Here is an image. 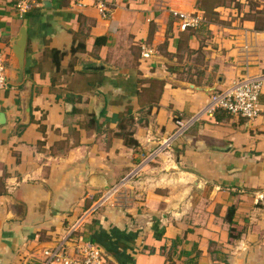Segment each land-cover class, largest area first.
Masks as SVG:
<instances>
[{
    "label": "crops",
    "instance_id": "1",
    "mask_svg": "<svg viewBox=\"0 0 264 264\" xmlns=\"http://www.w3.org/2000/svg\"><path fill=\"white\" fill-rule=\"evenodd\" d=\"M106 1L108 17L0 0V264L61 240L99 247L102 264H264V84L254 120L202 113L152 156L176 118L264 74V0Z\"/></svg>",
    "mask_w": 264,
    "mask_h": 264
},
{
    "label": "built area",
    "instance_id": "2",
    "mask_svg": "<svg viewBox=\"0 0 264 264\" xmlns=\"http://www.w3.org/2000/svg\"><path fill=\"white\" fill-rule=\"evenodd\" d=\"M17 12L24 14L34 6L39 5L42 0H16ZM85 1L91 4L99 11L102 17L110 15V3L106 0H69L73 6H81ZM188 17H191L188 20ZM179 19L183 28L189 26L196 27L199 25L202 17L199 15L181 14ZM152 50L144 48L141 52L143 58H149ZM6 56L0 51V89L6 85ZM264 84V74L252 75L237 79L222 89L214 91L207 104L196 114L187 119L176 118L174 120L175 129L166 137L152 156L159 152L168 150L172 143L180 138L187 128L205 112H214L222 110L230 115L242 117L246 120H254L260 113L259 96ZM261 198H264L262 196ZM42 251V250H41ZM42 258L35 256L26 264H102V254L99 247L91 243H83L76 247L74 253L68 252L65 241H59L55 246L49 249H43ZM75 255V256H72ZM80 257V258H78Z\"/></svg>",
    "mask_w": 264,
    "mask_h": 264
},
{
    "label": "water",
    "instance_id": "3",
    "mask_svg": "<svg viewBox=\"0 0 264 264\" xmlns=\"http://www.w3.org/2000/svg\"><path fill=\"white\" fill-rule=\"evenodd\" d=\"M25 41H26V31H25V26H24L23 28H21L18 36L15 38V43L13 45V54L16 59V66L20 74L22 72L21 69L23 65V54H24ZM92 68H100V65H97L95 67H90V69Z\"/></svg>",
    "mask_w": 264,
    "mask_h": 264
},
{
    "label": "trees",
    "instance_id": "4",
    "mask_svg": "<svg viewBox=\"0 0 264 264\" xmlns=\"http://www.w3.org/2000/svg\"><path fill=\"white\" fill-rule=\"evenodd\" d=\"M29 12V11H28ZM101 38V37H100ZM98 38V39H100ZM102 39V38H101ZM74 49H72L73 51ZM49 54L51 56V59H52V62H53V65L58 68L59 67V63H60V60L62 59V57L64 56L65 54V51H61V50H58V49H50L49 50ZM125 134H127V132L124 133V136ZM177 242V240H174L172 242V244H175ZM194 264V262L192 263Z\"/></svg>",
    "mask_w": 264,
    "mask_h": 264
},
{
    "label": "rangeland",
    "instance_id": "5",
    "mask_svg": "<svg viewBox=\"0 0 264 264\" xmlns=\"http://www.w3.org/2000/svg\"><path fill=\"white\" fill-rule=\"evenodd\" d=\"M190 18H191V17H188V20H189ZM53 246H55V244H54ZM53 246L45 247V248H43V249H49V248H52ZM43 249H41L42 251L39 252V255H40V256H38V257H40V258H42V256H43V254H42ZM72 256H75V255L72 254ZM75 257H76V256H75ZM78 258H80V257H78Z\"/></svg>",
    "mask_w": 264,
    "mask_h": 264
}]
</instances>
